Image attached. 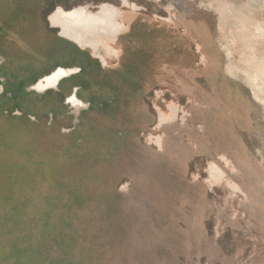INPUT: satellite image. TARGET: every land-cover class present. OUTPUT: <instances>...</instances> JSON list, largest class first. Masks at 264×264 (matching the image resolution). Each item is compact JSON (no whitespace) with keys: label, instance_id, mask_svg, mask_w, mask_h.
<instances>
[{"label":"rangeland","instance_id":"obj_1","mask_svg":"<svg viewBox=\"0 0 264 264\" xmlns=\"http://www.w3.org/2000/svg\"><path fill=\"white\" fill-rule=\"evenodd\" d=\"M125 1L0 0V264H264V0ZM105 4L107 65L46 18Z\"/></svg>","mask_w":264,"mask_h":264},{"label":"flooded vegetation","instance_id":"obj_2","mask_svg":"<svg viewBox=\"0 0 264 264\" xmlns=\"http://www.w3.org/2000/svg\"><path fill=\"white\" fill-rule=\"evenodd\" d=\"M125 4L130 5L133 8H136V6L133 4L131 5L128 2V0L125 1ZM122 14L123 12L120 9L111 6L110 4H105L101 6L100 11L97 13L91 12L88 8V5L75 7L70 10H65L61 7H58L54 12L51 13L50 17L48 18L50 19L51 25L58 29V32L62 37L75 42L82 48L91 49L96 55L100 57L102 63L104 65H107V63H104L105 62L104 55H101L100 53V45L105 47L107 50L108 47L110 48L107 42L117 43L119 35L125 29V25L122 24L121 22ZM256 30L260 32L262 30V27L259 25L256 28ZM107 53L110 54L109 51ZM0 60H2L1 57ZM60 67L68 68V67H78V66H57L53 70H51L50 72L39 78L38 80L40 81L43 80L42 79L43 77L45 78V76L46 77L49 76L50 73H52L53 71H55L57 68ZM229 72L231 74H234V70L232 69H229ZM243 73L247 76L249 75L244 71ZM82 74H83L82 71H78V73L63 79V81L60 80L58 82L59 79L52 80L50 86L44 91V94L49 90L60 92L63 83H65L68 80L70 81L78 80L80 79V76ZM56 84H57L56 89H50L53 88ZM86 84H87L86 78L82 80L79 84L77 85L74 84L71 87L70 94L65 97L64 103H66L71 108L70 111L74 110L75 113H79L81 109L86 108V103L80 98V91H82V89L84 88L83 85ZM2 88L0 87V90ZM29 92H34V91H29ZM92 99L93 97L91 98V101L88 104H93ZM178 114L179 112L176 110V108H171L172 118L175 119L178 116ZM169 119L171 118L166 117L163 114H160L158 127L164 124V122L169 121ZM222 158H224L225 162L227 161L231 163L228 157L223 155L221 157V160ZM226 165L229 166V164ZM210 175L213 179H218L223 175V173L214 164L210 167Z\"/></svg>","mask_w":264,"mask_h":264},{"label":"water","instance_id":"obj_3","mask_svg":"<svg viewBox=\"0 0 264 264\" xmlns=\"http://www.w3.org/2000/svg\"><path fill=\"white\" fill-rule=\"evenodd\" d=\"M52 13V12H51ZM51 13L50 14H48L47 15V22L50 24V28L51 29H53V30H56V31H58V29L57 28H55V27H53L52 25H51V23H50V19L48 18V17H50V15H51ZM58 36H60V37H62L61 35H60V33H58ZM76 44V43H75ZM78 45V44H77ZM79 46V45H78ZM60 69H63V70H66V71H71L70 73H68L67 75H62V77L58 80V82L60 81V80H62L63 81V79H65V78H68V77H70V76H72V75H74V74H76V73H78V71H81V68H79V67H68V68H57L55 71H53L52 73H50L49 74V76L48 77H50L51 75H53L54 73H56L58 70H60ZM75 70V71H74ZM46 77V76H45ZM43 80H44V77L42 78ZM2 79L0 78V81H1ZM40 80H38L35 84H33L31 87H28V91H34V92H37V93H40L39 91H37L36 90V88L34 89V85H36L38 82H39ZM58 82H57V84H58ZM57 84L53 87V88H50V89H56L57 87ZM2 88V87H1ZM3 89L4 88H2L1 90H0V93L1 92H3ZM44 93V91L43 92H41L40 94H43ZM86 108H88V105L86 104ZM19 113V112H18ZM75 113V112H74ZM75 114H78V113H75Z\"/></svg>","mask_w":264,"mask_h":264},{"label":"bare ground","instance_id":"obj_4","mask_svg":"<svg viewBox=\"0 0 264 264\" xmlns=\"http://www.w3.org/2000/svg\"><path fill=\"white\" fill-rule=\"evenodd\" d=\"M71 71H66L63 69L58 70L56 73H54L53 75H51L50 77H45L44 80H41L37 85L34 86V89L36 88L37 91L39 92H43L45 91L51 84L52 80L56 79H60L62 77V75H67L68 73H70ZM254 88H257V84L253 83V81L250 83Z\"/></svg>","mask_w":264,"mask_h":264},{"label":"trees","instance_id":"obj_5","mask_svg":"<svg viewBox=\"0 0 264 264\" xmlns=\"http://www.w3.org/2000/svg\"><path fill=\"white\" fill-rule=\"evenodd\" d=\"M71 54H70V56H71L72 60H70L69 65L70 66H78V67L81 68L82 73H85L88 70L87 67H86V65H85V61L82 60V59H80L79 57H75V55L73 53H71ZM92 102L93 103H96V101L94 99H92ZM43 216H46L47 217L49 215L48 214H45ZM32 251H33V249H32Z\"/></svg>","mask_w":264,"mask_h":264}]
</instances>
